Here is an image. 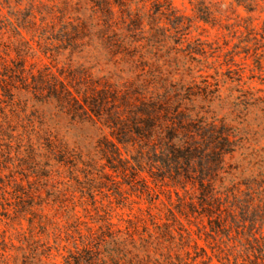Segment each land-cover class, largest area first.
<instances>
[{"label": "trees", "instance_id": "1", "mask_svg": "<svg viewBox=\"0 0 264 264\" xmlns=\"http://www.w3.org/2000/svg\"><path fill=\"white\" fill-rule=\"evenodd\" d=\"M183 1L0 0V264H264V0Z\"/></svg>", "mask_w": 264, "mask_h": 264}, {"label": "rangeland", "instance_id": "2", "mask_svg": "<svg viewBox=\"0 0 264 264\" xmlns=\"http://www.w3.org/2000/svg\"><path fill=\"white\" fill-rule=\"evenodd\" d=\"M202 2H204L206 5H209V6L220 5V7L222 9L226 10L228 5L232 2V0H202ZM174 5L180 11H182V12L188 14V15L191 14L192 7L188 3V1L175 0ZM229 13H234V12H229ZM236 14H239L242 17H248V14L246 12H244L242 9L238 10V12ZM253 17H254V19L258 20L256 22V24H257L259 22L260 15L259 14H255Z\"/></svg>", "mask_w": 264, "mask_h": 264}]
</instances>
